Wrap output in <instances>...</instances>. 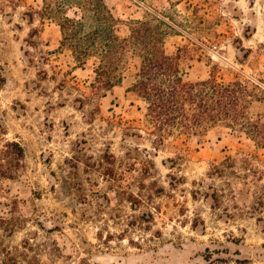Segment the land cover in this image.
Masks as SVG:
<instances>
[{
	"label": "rangeland",
	"instance_id": "rangeland-1",
	"mask_svg": "<svg viewBox=\"0 0 264 264\" xmlns=\"http://www.w3.org/2000/svg\"><path fill=\"white\" fill-rule=\"evenodd\" d=\"M106 2L123 35L164 13L192 81L248 86L250 125L161 140L135 67L101 96L43 0H0V264H264V0Z\"/></svg>",
	"mask_w": 264,
	"mask_h": 264
},
{
	"label": "trees",
	"instance_id": "trees-1",
	"mask_svg": "<svg viewBox=\"0 0 264 264\" xmlns=\"http://www.w3.org/2000/svg\"><path fill=\"white\" fill-rule=\"evenodd\" d=\"M43 3L44 17L55 20L60 27V47L72 51L77 68L92 64L93 87L100 92L105 90L101 96L120 85L132 67L137 69L128 90L147 102L146 116L161 140L175 132L206 134L220 123L231 127L250 125L243 111L251 95L248 86L240 79L220 81L217 64L207 78L192 81L187 68H192V64L186 66L192 48L184 45L174 53L167 50L170 32L166 27L172 25L164 13L132 20L129 34L123 35L121 20L106 0H43ZM11 144L18 147L19 155H24L19 142Z\"/></svg>",
	"mask_w": 264,
	"mask_h": 264
}]
</instances>
